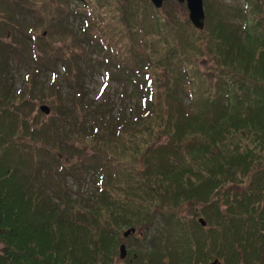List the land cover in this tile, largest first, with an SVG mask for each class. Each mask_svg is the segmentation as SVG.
<instances>
[{
  "label": "trees",
  "instance_id": "obj_1",
  "mask_svg": "<svg viewBox=\"0 0 264 264\" xmlns=\"http://www.w3.org/2000/svg\"><path fill=\"white\" fill-rule=\"evenodd\" d=\"M203 1L0 0V264H264V0Z\"/></svg>",
  "mask_w": 264,
  "mask_h": 264
},
{
  "label": "rangeland",
  "instance_id": "obj_2",
  "mask_svg": "<svg viewBox=\"0 0 264 264\" xmlns=\"http://www.w3.org/2000/svg\"><path fill=\"white\" fill-rule=\"evenodd\" d=\"M224 2H231V0H223ZM239 3L244 5L245 3L241 0H239ZM167 4L168 7H173V11L174 13H176L178 16H184L188 18V10L187 7L185 5V3H180L177 2V0H166L164 2V5ZM204 4V1H203ZM164 5L162 6V8H165ZM262 15L264 16V5H263V11H262ZM59 42V43H57ZM55 44L57 46L59 45H71L72 42L70 41H56ZM201 63V62H198ZM204 64L202 65L201 70L202 71H208L207 70V63L203 62ZM211 66V62L208 63V67ZM15 80H16V85L17 87L22 85V74H23V70H19V71H15ZM106 81L104 80V70L101 69L100 72L98 73H94L90 79H88V81H86V85H87V89L89 90V97L96 101L99 102L100 100H103V97H107L108 95L110 97H113L116 99V88H118L114 82L112 83H105ZM102 90H105L104 93L102 92ZM103 93V94H102ZM50 115V114H49ZM136 239L138 240L139 237H133L131 236L130 238H126L125 239V243L127 246V249L129 248V246H135V242ZM135 244V245H134Z\"/></svg>",
  "mask_w": 264,
  "mask_h": 264
},
{
  "label": "water",
  "instance_id": "obj_3",
  "mask_svg": "<svg viewBox=\"0 0 264 264\" xmlns=\"http://www.w3.org/2000/svg\"><path fill=\"white\" fill-rule=\"evenodd\" d=\"M151 3L157 8H161L163 5V2L166 0H150ZM180 3L186 4L187 10H188V18L192 25L196 29H203L204 23H205V11L203 6V0H177ZM40 110L46 114H50V108L47 105H41ZM200 224L202 226H205L206 223L203 219L199 220ZM135 229L130 228L126 230L123 234L124 237H128L131 233H133ZM127 255V249L125 244H121L119 247V257L120 259H125ZM209 264H222L217 258L211 261Z\"/></svg>",
  "mask_w": 264,
  "mask_h": 264
}]
</instances>
